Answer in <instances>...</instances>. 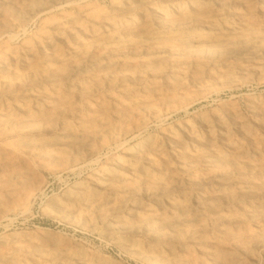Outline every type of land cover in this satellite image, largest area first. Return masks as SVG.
Wrapping results in <instances>:
<instances>
[{
	"label": "bare ground",
	"instance_id": "6f19581e",
	"mask_svg": "<svg viewBox=\"0 0 264 264\" xmlns=\"http://www.w3.org/2000/svg\"><path fill=\"white\" fill-rule=\"evenodd\" d=\"M263 51L264 0H0V217L27 210L37 166L115 145L46 211L145 264H264V98L147 133L189 111L202 65ZM240 62L217 79L255 74ZM0 264L121 263L38 231L0 238Z\"/></svg>",
	"mask_w": 264,
	"mask_h": 264
},
{
	"label": "rangeland",
	"instance_id": "374dc122",
	"mask_svg": "<svg viewBox=\"0 0 264 264\" xmlns=\"http://www.w3.org/2000/svg\"><path fill=\"white\" fill-rule=\"evenodd\" d=\"M36 26V22H31L24 30H15L13 33L17 35L15 36V41H17L18 38L31 34ZM224 59L215 63L217 65L211 67L205 66V68L204 65H202L201 68L198 67L201 72H199L200 70L198 69H196L195 72L193 71V76H196L195 78H197V75L200 76V74L196 75L197 70V73H202L201 75H203V78L200 80L201 83H198L199 85H192L190 88L191 95L193 96L194 93L197 97L195 95L193 96L195 100L188 112L182 109L164 120L162 119L163 121L158 120L159 122L156 121L152 123L147 129V133H156L162 127L171 126L180 121L189 119L194 114L210 115L213 111L219 110L221 106L227 105L235 106L241 109L246 116H250V113L246 109V100L248 98H264V51L250 54L245 60H238L230 57ZM239 61H241L240 65H245L247 69L255 71V74L247 76L242 74L244 77L241 76L242 79H238L239 81H232V79L226 77L222 78L220 81L217 79L220 78L219 76L221 74H225L224 71L227 70L225 67L228 68L230 65L237 64ZM224 62L225 64H223ZM211 68H216L217 70H212ZM218 68L224 69L223 73H221L222 70L219 69V71ZM208 71L213 74L209 75ZM217 71L220 75L217 74ZM216 74L218 76H216ZM208 76L212 78L210 77L209 80ZM214 76L215 79L213 78ZM225 78L227 81H225ZM210 81H212V84L209 83ZM213 81L215 84H213ZM220 82H222V84L226 83L222 85L219 84ZM116 147L117 146L112 145L111 147L103 149L98 156L93 158L92 162L79 161L75 165L65 169H51L37 166L36 172L39 177V180H37V189L28 202L27 210L24 212L22 208L18 206L14 209H10L0 217V238L14 234L21 236L38 231L51 233L67 239L75 247L83 246L89 250L106 254L121 264H145L133 256L131 252L118 245L116 238L105 237V227L103 224L99 223L93 229H87L56 218L45 209L50 199L62 198L64 192L68 188L83 181L85 176L96 169L99 164L104 163L108 156L116 154L118 152ZM135 237L143 243L148 241L144 236L136 235Z\"/></svg>",
	"mask_w": 264,
	"mask_h": 264
}]
</instances>
